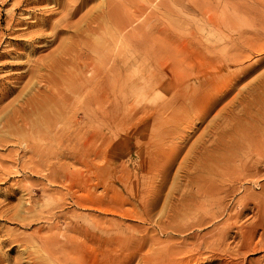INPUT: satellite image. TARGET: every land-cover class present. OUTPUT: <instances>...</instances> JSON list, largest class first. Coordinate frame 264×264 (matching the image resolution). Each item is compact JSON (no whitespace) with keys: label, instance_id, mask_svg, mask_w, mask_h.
<instances>
[{"label":"rangeland","instance_id":"rangeland-1","mask_svg":"<svg viewBox=\"0 0 264 264\" xmlns=\"http://www.w3.org/2000/svg\"><path fill=\"white\" fill-rule=\"evenodd\" d=\"M36 1L20 4L21 9L14 6L17 0H0V52L25 38L28 28L16 26L15 19L27 17L26 8L50 6ZM173 7L175 47L188 38L203 52L198 56L206 58L177 71L191 83L187 91L194 92L197 105L177 111L172 106L139 130L138 118L172 95L162 87L150 92L139 87L134 104L125 109L127 116L110 127L95 121V152H51L44 148L49 144L44 133L24 137V142L2 133L0 264H49L58 249L82 264H169L173 257L172 264L198 259L222 264L245 244L249 247L233 261L264 263V125L257 114L264 106V0H173ZM240 9H245L242 21ZM206 13L223 24L220 30L207 24ZM214 43L222 49L218 58L206 51ZM4 61L8 58H0V64ZM5 72L0 65V76ZM20 82L18 91L1 103L23 98L26 89L20 90L31 78ZM82 138L63 143L79 149Z\"/></svg>","mask_w":264,"mask_h":264},{"label":"bare ground","instance_id":"bare-ground-1","mask_svg":"<svg viewBox=\"0 0 264 264\" xmlns=\"http://www.w3.org/2000/svg\"><path fill=\"white\" fill-rule=\"evenodd\" d=\"M34 1L36 0H17L14 6L17 8L20 4L23 6L29 5V3H33ZM178 1L180 2V0ZM36 2H47L50 6L32 9L30 7L31 10H27L26 8L25 13L28 16L15 19L16 26L18 24H25L26 26L24 27L28 28V31L23 32L25 38L17 40L11 49L9 48L6 51L0 52V58H8V61L0 64L6 70L0 76V100L18 91V86L22 82L20 80H23L27 76L31 78V84L22 86L20 90L26 89L22 92L23 98L14 104L9 103L5 105L1 103L2 101L0 102V135L2 133H10L9 135L13 134L17 138V141L22 142L24 137L44 133L49 138V144L44 148L51 152H95V121L99 120L104 125L107 124L110 127L112 123L121 118L123 119L124 115L127 116V112L124 113L127 111L125 109L130 103H133L134 99L132 95L139 87H142L143 92H146L145 90L150 92L162 87L167 91H164V94L168 92L172 94L168 100L164 98L162 103L150 107L153 108V111L149 108L151 113L138 118L141 122L139 130L147 128V123L151 119L164 114L172 106L177 111V109L179 110L183 106L184 108H186L185 106L188 107V103L192 106H195L197 103V98L192 95L194 92L191 94V92L187 91L191 83L186 82L187 80L182 78L183 76L178 77L177 71L181 65L188 66L200 58L193 63L195 66L197 62L206 60V58L201 59L202 57L198 56L202 55L203 52L198 53L195 44H190L191 41L187 40L188 38H186L185 42L178 44V47H175L173 37L171 36L172 31H174L172 25L173 0H37ZM202 4L199 7L205 5ZM21 7L19 6V8ZM208 9L209 7L206 6L203 10L208 11ZM244 12L245 9H240L238 12L237 17L241 21L242 17L240 16ZM207 15V24L211 25L214 30H220L223 24L217 21L218 18L215 15ZM11 24H13V17L9 15L7 26L11 27ZM228 25L231 26V24H224L226 27ZM189 34L194 35L192 32H189ZM194 37L195 35L192 39ZM178 41L179 43L181 42V40ZM216 41L217 39L215 38L214 42L216 43ZM215 43L209 46L211 50L207 46L206 51L207 54L211 53L218 58L222 53V49L216 46ZM42 50L49 51L46 54H42ZM36 53H41V55L37 56L35 55ZM231 53L229 52V54ZM33 56L34 58H32ZM262 66H264V62H262ZM217 67L218 69L221 68L220 65L213 66L214 70ZM5 78H9L8 80L10 81H4L7 80ZM200 78H196L199 84L209 87V83L202 81L204 79ZM182 85L185 87H182ZM226 87L228 89V86ZM211 88L213 87L211 86ZM221 96L224 98L222 94ZM261 99L264 100V97H261ZM207 105H209L208 102ZM198 106L196 107L199 108ZM244 109L247 110L245 106ZM143 110V108L140 109L144 114ZM251 110H253V107ZM257 114L259 117H262L261 123L264 125V106L258 110ZM32 116L34 118H31ZM260 128L264 129L261 125ZM79 137H83V140L80 139L82 143L79 141L81 143L79 149L78 144L77 147L71 145L69 148V144L65 145L63 143L64 141L73 143L74 141L72 142V140L79 139ZM255 138L258 137L256 136ZM252 146L254 147V145ZM154 150H157V148ZM247 237L250 238L249 236ZM84 242L86 243L85 240ZM248 247L249 244L241 245L238 247L237 253L234 252V258L232 255L231 259H233L231 261H226L222 264H238L239 262L233 260L240 254L241 250ZM64 252L62 249H58L56 255H54V259L49 264H82L81 261L68 256ZM172 261L174 262V260ZM198 261L192 262L193 264H201ZM31 264L39 263L35 261L31 262ZM186 264H191V261L188 260ZM250 264L252 263L250 262ZM259 264L264 263L261 262Z\"/></svg>","mask_w":264,"mask_h":264}]
</instances>
